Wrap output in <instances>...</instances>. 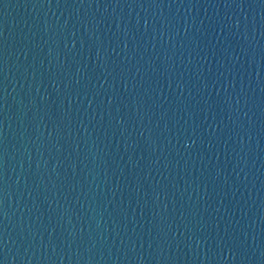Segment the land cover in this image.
<instances>
[{
	"label": "water",
	"instance_id": "obj_1",
	"mask_svg": "<svg viewBox=\"0 0 264 264\" xmlns=\"http://www.w3.org/2000/svg\"><path fill=\"white\" fill-rule=\"evenodd\" d=\"M3 264H264V0H0Z\"/></svg>",
	"mask_w": 264,
	"mask_h": 264
},
{
	"label": "snow or ice",
	"instance_id": "obj_2",
	"mask_svg": "<svg viewBox=\"0 0 264 264\" xmlns=\"http://www.w3.org/2000/svg\"><path fill=\"white\" fill-rule=\"evenodd\" d=\"M0 203H2V201H0ZM0 264H3V262H2V261H0Z\"/></svg>",
	"mask_w": 264,
	"mask_h": 264
}]
</instances>
